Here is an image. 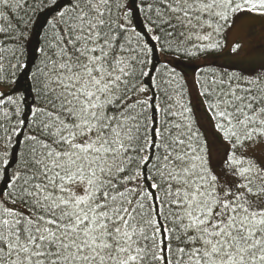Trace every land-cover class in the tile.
Instances as JSON below:
<instances>
[{"label": "snow or ice", "instance_id": "6c2138e0", "mask_svg": "<svg viewBox=\"0 0 264 264\" xmlns=\"http://www.w3.org/2000/svg\"><path fill=\"white\" fill-rule=\"evenodd\" d=\"M41 3L55 9L28 77L41 102L26 122L23 94L0 91L16 116L0 124V264H264V74L197 77L209 140L179 73L163 82H176L168 95L149 67L156 45L221 48L216 37L241 16L264 17V0H140L143 32L124 0ZM27 4L0 0V18ZM15 31L4 51L17 63L9 74L0 55V86L30 63ZM152 88L174 103H154Z\"/></svg>", "mask_w": 264, "mask_h": 264}, {"label": "trees", "instance_id": "16d2710c", "mask_svg": "<svg viewBox=\"0 0 264 264\" xmlns=\"http://www.w3.org/2000/svg\"><path fill=\"white\" fill-rule=\"evenodd\" d=\"M47 0H45V3ZM63 2V0H61ZM124 3L129 5L128 12L132 18V22L135 25L137 31L143 32L144 28V15L140 11L139 8L134 5H139L140 0H124ZM146 6V5H145ZM55 9L54 7L42 6L41 0H28V4L25 8H21L17 10L15 13L9 12L6 13L8 16L7 20L0 18V27L8 29L6 32H0V55L5 56V66L9 74L11 73V68L7 67L10 63H17L15 58H9L8 52L4 51V49H11L13 47L12 38L17 37L19 32L15 31V29L20 28L24 30V41H23V52L21 55V49L19 45H16L17 56L20 58V62L30 61L27 69L16 70V76L12 77L9 75V80H16V83H9L7 85L0 86V91L5 92L6 95H14L13 89L22 93L25 97L24 103L21 105L22 108V118L27 120L30 118L29 110L30 108L41 101L35 97L34 93L30 91V80L29 74L32 71V65L39 63V53L34 51L35 49L42 47L44 43V33L47 31L48 25L47 21L52 18L54 15ZM22 21V22H21ZM9 25L12 27L9 29ZM159 34V32H157ZM225 36L224 32L221 36H217L222 45L221 48L217 50H211L207 53H200L195 56L186 55L183 51L176 50L177 44L173 42L172 51L161 52L159 50V45H156L155 50L150 55L149 59L152 61L150 68H152V75L157 78V81L161 83V87L168 88V95H174V88L176 87V82H173V85L169 87L163 82L166 81L174 69L177 73H179V84L183 87L184 90V102L192 109V118L193 120H198L195 114L196 109L194 103L191 100L187 82L185 76L188 71H195V78L199 76L201 80L209 79L213 74L221 75V74H232L238 73L244 76H255L256 74H264V70L262 68L256 69L252 68L247 70L243 66L239 65L236 62H227L225 60H220V55L222 49L225 45ZM150 45H155L156 42L150 41ZM178 40H183V37H178ZM191 46V42L187 45ZM160 53L165 54L169 57L166 61L161 60ZM167 65V68H165ZM160 69L159 72L156 69ZM147 79V78H146ZM198 85L199 92L201 91L200 85ZM149 86L151 87V81H149ZM149 95L154 96V103H158L160 100L164 101L161 104V107H166L168 104H173L174 101L168 100L167 95L164 92L160 91L159 88H152V91ZM157 97L159 99H157ZM203 100V97H202ZM7 106H0V124H4L9 130L12 127V124L16 120V116L14 114V107H7V110L12 112L13 115L9 117L6 121L3 117V113ZM206 111V109H205ZM149 115H153V111L150 110ZM154 119L159 121L163 119V115L160 112H155ZM169 119H173L169 117ZM199 126V125H197ZM27 127L24 128L22 133L16 137H14V141H19V143L14 142L13 149L19 153L23 151L24 145L22 141L24 140V136L27 134ZM200 131L204 133L202 128L200 127ZM4 178L3 174L0 173V187L4 186Z\"/></svg>", "mask_w": 264, "mask_h": 264}, {"label": "rangeland", "instance_id": "374dc122", "mask_svg": "<svg viewBox=\"0 0 264 264\" xmlns=\"http://www.w3.org/2000/svg\"><path fill=\"white\" fill-rule=\"evenodd\" d=\"M225 36V45L222 49L220 60L236 62L247 70H264V17L259 15H243L229 28ZM241 45L239 52L231 51L234 44ZM161 60L166 61L169 57L160 53ZM188 91L196 109V116L202 130L209 140H212L213 128L208 123L202 97L196 83L195 71L190 70L185 76Z\"/></svg>", "mask_w": 264, "mask_h": 264}]
</instances>
